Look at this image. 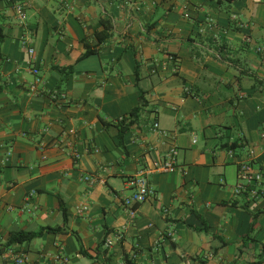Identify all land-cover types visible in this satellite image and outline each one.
I'll return each instance as SVG.
<instances>
[{
  "label": "crops",
  "instance_id": "1",
  "mask_svg": "<svg viewBox=\"0 0 264 264\" xmlns=\"http://www.w3.org/2000/svg\"><path fill=\"white\" fill-rule=\"evenodd\" d=\"M0 29V264H264V180L234 192L241 163L264 173V0H0ZM63 207L64 232L9 244Z\"/></svg>",
  "mask_w": 264,
  "mask_h": 264
},
{
  "label": "built area",
  "instance_id": "2",
  "mask_svg": "<svg viewBox=\"0 0 264 264\" xmlns=\"http://www.w3.org/2000/svg\"><path fill=\"white\" fill-rule=\"evenodd\" d=\"M17 9L20 14L23 15L24 7L22 5H17ZM185 16L188 17L189 14L186 13ZM29 53L33 55L34 49L30 48ZM31 66V72L35 76V82L33 85H31V90L34 91L38 85L44 84V79L40 73L39 67L32 63ZM50 97L54 101H58L59 99L67 100V95L58 90L51 91ZM175 157L176 152L174 151L172 155L169 156L165 163L162 165L163 170H175ZM238 172L240 182L237 183L234 188L235 194L248 193L253 198L259 196L262 192L259 185L264 180V173H262L260 170H255L250 161L241 163ZM85 179L90 183H94V178L92 176H86ZM127 183L131 187L132 193L129 196L123 198V206L129 217L131 219H134L137 215L139 206L153 194V190L149 185L147 172L145 170H141L137 174L129 177L127 179ZM32 194H34V192ZM32 194L27 196V206H30V199ZM86 209L87 207H84L82 210ZM14 257L16 264H23L27 259L25 253L23 252L15 254ZM65 260L66 258H64V261Z\"/></svg>",
  "mask_w": 264,
  "mask_h": 264
},
{
  "label": "trees",
  "instance_id": "3",
  "mask_svg": "<svg viewBox=\"0 0 264 264\" xmlns=\"http://www.w3.org/2000/svg\"><path fill=\"white\" fill-rule=\"evenodd\" d=\"M101 25L104 26L105 30L106 29H110L112 28V23L109 19H103L100 20ZM110 36L109 33H107L106 31H103L101 33H97V43L94 46H90L88 44V42L84 39L83 43L85 45L86 51L83 55V57H87L89 55L95 54L98 52L100 45L103 43V41H105L108 37ZM0 37H1V29H0ZM73 70V67H66L63 68V71L65 73H70ZM253 77L259 81V78L256 75H253ZM261 81V80H260ZM142 98V96H141ZM141 111V107L137 106L134 109H132L128 114H125L123 116H121L120 118H118L116 120V124L119 128V133H118V137L120 139V144L124 147L123 144V139L125 136V133L131 128V126L133 124H135L139 118V114ZM105 125H108L109 123L104 121ZM232 147H234V145H231ZM64 210V215H65V220L64 223L56 226V227H52V226H46V227H42L37 231H17L11 234L10 239H9V244H14V243H23L26 241H31L35 238L41 237L46 233H61L64 232L66 229L65 224H66V218L68 217L67 213H66V209L63 207ZM258 215H254V217L256 218ZM254 218V219H255ZM254 225V222H253ZM252 231V228L250 229V232ZM128 264H132L130 260H127Z\"/></svg>",
  "mask_w": 264,
  "mask_h": 264
}]
</instances>
